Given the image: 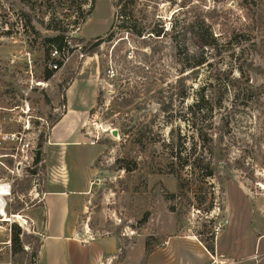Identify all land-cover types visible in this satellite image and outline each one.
<instances>
[{"label":"rangeland","instance_id":"374dc122","mask_svg":"<svg viewBox=\"0 0 264 264\" xmlns=\"http://www.w3.org/2000/svg\"><path fill=\"white\" fill-rule=\"evenodd\" d=\"M117 3L0 0V134L9 137L0 147L9 217H0V244L11 240L15 225L24 235L19 254H12L11 241L2 246L3 264H33L41 237L30 211L61 176L75 192L90 170L87 196L72 197L77 231L115 238L109 264H143L147 242L150 264H260L264 0H139L125 25L143 27L140 38L121 27ZM160 30L163 38L152 35ZM58 35L74 49L44 82L46 39ZM96 38L103 40L98 51L85 53ZM201 59L202 66L180 74ZM182 85L190 94L184 107L202 87L211 99V113L196 127L204 144L178 117L174 93ZM40 137L44 168H34ZM192 157L195 169L184 166ZM208 170L211 178L204 177ZM211 238L213 263L200 243Z\"/></svg>","mask_w":264,"mask_h":264},{"label":"crops","instance_id":"0c3cea01","mask_svg":"<svg viewBox=\"0 0 264 264\" xmlns=\"http://www.w3.org/2000/svg\"><path fill=\"white\" fill-rule=\"evenodd\" d=\"M66 116H63L60 121ZM60 169L64 170L62 167ZM91 173L92 170L86 175L83 188L75 192L69 190L65 176H61L55 189L45 192L40 198L39 206L30 211L28 219L35 227L34 234L41 237V247L37 254L36 264H100L108 260L112 263L115 259L118 249L115 238L97 239L87 232L77 231L76 225L80 214L76 211V202L72 197L87 196ZM167 246L168 242L162 252ZM205 252L213 263L214 257L206 250ZM144 255L145 252L142 251L140 261L145 258ZM150 256L144 260L143 264H150ZM259 263L264 264V260Z\"/></svg>","mask_w":264,"mask_h":264},{"label":"trees","instance_id":"16d2710c","mask_svg":"<svg viewBox=\"0 0 264 264\" xmlns=\"http://www.w3.org/2000/svg\"><path fill=\"white\" fill-rule=\"evenodd\" d=\"M139 0H118L117 3V7H120V18H121V27L123 28H128L130 30V32H132L133 34H135V36L137 37H143L146 36L145 34L146 31L143 27H141V29H136V27L131 26V27H127L125 24L128 22H132V20L135 18V12H134V5H137ZM135 22V21H134ZM112 27L110 28V32L106 35V40H110L112 38V33H111ZM154 37L159 38V37H164L166 35V33H164L162 30H160L159 32H155L152 34ZM67 39H65L63 37V35H58L56 37L50 38V39H46V43L49 47V51L51 48H57V49H61L63 48L65 41ZM203 40V37H202ZM103 41L101 38H96L95 42L93 43H88V47H85L84 52L85 53H91V54H95L98 51V46L100 44V42ZM206 45V44H205ZM49 57V52L46 53V58L48 59ZM189 58L194 59V56H191ZM205 63V61L203 59L196 61L194 64L189 65L188 67H183V70L181 71L180 74H184L185 72H189L187 70L192 71L195 68H198L200 66H202ZM187 68V69H186ZM52 76V71L48 70L47 68L44 69L43 71V76H42V80L44 82H47L48 80H50ZM205 91L206 89L204 87H202L200 90H198V92H196L195 94V99L186 107L183 106V104L187 101V99L189 98L188 96L189 94V89L185 88V85H182L180 91H176V93H174L175 96H177L178 100L180 101V105H181V111L178 113L179 114V118L181 119V121L185 124L188 125V127L190 129H195L197 137L199 138V140L201 141V143H205V141H207L206 136H204L201 133V127L200 129H197L196 127H199V125H197V123L200 121V125L202 124L201 121L202 119H205V116L209 115L211 113L212 108L209 106L210 104V100L209 97L207 95H205ZM59 120L54 121L52 124L54 125L56 122H58ZM126 134V133H124ZM42 137H40V141H39V151L36 152L35 156H34V168L36 165L41 164V168H44L43 164V154H42V148H43V143H45L44 141H42ZM175 158V157H174ZM176 158H178L179 160L181 159V155L180 153H178L176 155ZM192 162L188 163H184V166H190L193 167V169H195L194 163L197 162V159H193L192 157ZM183 166V165H182ZM31 174H36L35 170L31 171ZM213 176L212 172L210 170L204 172V177L205 178H211ZM175 178L177 179L178 182V188L180 186V183L182 181V178L180 175L175 174ZM171 212H174V209H171ZM23 233L21 231V229L19 227H17L16 225L12 227V233H11V251L13 255L19 254L20 252L23 251V243H22V239L21 237H23ZM213 238V237H212ZM211 238V243L207 244L203 241H200V243L203 244L204 248L206 249V251L212 255L213 253V239ZM41 247V242L38 244V250L35 251V253L32 255V261L33 264H36V259H37V254L38 251ZM145 256L148 257V255L151 254L152 250L147 243H145Z\"/></svg>","mask_w":264,"mask_h":264},{"label":"built area","instance_id":"2783aa9c","mask_svg":"<svg viewBox=\"0 0 264 264\" xmlns=\"http://www.w3.org/2000/svg\"><path fill=\"white\" fill-rule=\"evenodd\" d=\"M71 40L70 39H67L65 41V44L63 46V48L61 49H57V48H51L50 51H49V61H48V70L50 71H57L63 64H65L68 59L70 58V55L69 53L71 51H73V47L71 46ZM81 48L78 50H76V52H79L80 54V57H83L84 54H82L81 52ZM9 137L8 135H1L0 134V147L2 145V142L5 141V140H8ZM10 247V241L5 243L4 244H0V264H3L2 260H1V257L3 255V249L4 247ZM100 264H109V261H106L105 263H100Z\"/></svg>","mask_w":264,"mask_h":264},{"label":"bare ground","instance_id":"6f19581e","mask_svg":"<svg viewBox=\"0 0 264 264\" xmlns=\"http://www.w3.org/2000/svg\"><path fill=\"white\" fill-rule=\"evenodd\" d=\"M6 188L7 187L0 186V203H1V205H0V217L3 218L2 219L3 221H9V217L5 214L4 210L2 209V207H3L2 197L7 196V194H8ZM12 218L21 224H26V220L19 215L12 216Z\"/></svg>","mask_w":264,"mask_h":264},{"label":"water","instance_id":"95a60500","mask_svg":"<svg viewBox=\"0 0 264 264\" xmlns=\"http://www.w3.org/2000/svg\"><path fill=\"white\" fill-rule=\"evenodd\" d=\"M111 135H112V137H114V138H117V137H118V133H117L116 130H112V131H111Z\"/></svg>","mask_w":264,"mask_h":264}]
</instances>
